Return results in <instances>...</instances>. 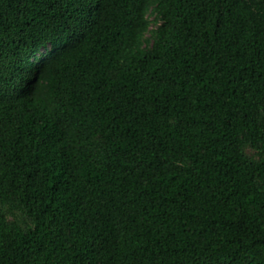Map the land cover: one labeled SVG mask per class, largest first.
Returning a JSON list of instances; mask_svg holds the SVG:
<instances>
[{
    "label": "trees",
    "instance_id": "obj_1",
    "mask_svg": "<svg viewBox=\"0 0 264 264\" xmlns=\"http://www.w3.org/2000/svg\"><path fill=\"white\" fill-rule=\"evenodd\" d=\"M0 264H264V0H0Z\"/></svg>",
    "mask_w": 264,
    "mask_h": 264
}]
</instances>
